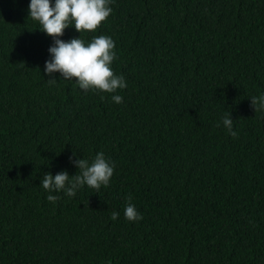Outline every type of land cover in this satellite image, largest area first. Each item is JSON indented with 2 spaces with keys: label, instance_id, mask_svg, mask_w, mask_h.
Masks as SVG:
<instances>
[{
  "label": "trees",
  "instance_id": "16d2710c",
  "mask_svg": "<svg viewBox=\"0 0 264 264\" xmlns=\"http://www.w3.org/2000/svg\"><path fill=\"white\" fill-rule=\"evenodd\" d=\"M29 2L0 0V264H264V0H113L96 31L69 26L114 40L115 93L48 83ZM97 152L107 187L43 189Z\"/></svg>",
  "mask_w": 264,
  "mask_h": 264
},
{
  "label": "clouds",
  "instance_id": "9594fccd",
  "mask_svg": "<svg viewBox=\"0 0 264 264\" xmlns=\"http://www.w3.org/2000/svg\"><path fill=\"white\" fill-rule=\"evenodd\" d=\"M112 2L113 0H54L51 3L50 0H30L28 17L38 22V29L53 41L47 50L49 59L44 64V73L49 77L50 85L57 82L54 74L59 73V78L64 80L75 79V84L85 92L91 90L115 93L118 89L127 87L124 76L116 75L111 68L113 61L117 59L115 42L111 37L95 36L87 44L78 37L67 41L60 39L69 26H73L78 33L96 31L111 14ZM112 100L117 104L123 102L120 95H113ZM250 102L254 112H264V94L250 97ZM222 124L230 136H237L229 113L222 118ZM216 126L219 127L220 123ZM69 160L79 170L78 174L69 175L66 170L55 175L45 173L40 184L46 192L63 191L67 196L74 197L83 186L98 193L101 186L109 185L115 165L103 152H97L91 161L83 158L73 160L72 157ZM59 199L56 195L47 196V200L53 204ZM128 200L131 201V196ZM118 216L119 213L114 211L110 219L116 220ZM124 217L130 222L143 218L130 202L124 209Z\"/></svg>",
  "mask_w": 264,
  "mask_h": 264
}]
</instances>
